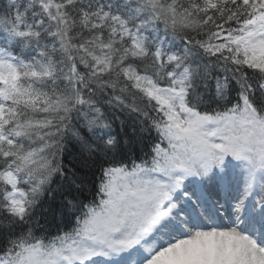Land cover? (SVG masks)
<instances>
[{
  "label": "snow or ice",
  "instance_id": "snow-or-ice-1",
  "mask_svg": "<svg viewBox=\"0 0 264 264\" xmlns=\"http://www.w3.org/2000/svg\"><path fill=\"white\" fill-rule=\"evenodd\" d=\"M0 264H264V0H0Z\"/></svg>",
  "mask_w": 264,
  "mask_h": 264
}]
</instances>
